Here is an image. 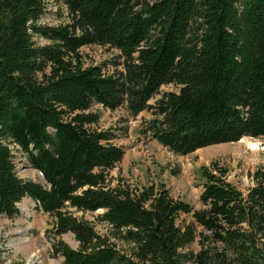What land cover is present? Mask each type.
Instances as JSON below:
<instances>
[{
  "label": "trees",
  "instance_id": "1",
  "mask_svg": "<svg viewBox=\"0 0 264 264\" xmlns=\"http://www.w3.org/2000/svg\"><path fill=\"white\" fill-rule=\"evenodd\" d=\"M62 1L68 21L49 26L44 0H0V214L37 202L61 264H264L263 170L242 192L225 167H200L199 209L162 184L113 185L123 150L89 111H149L141 133L180 155L264 136V0ZM87 45L117 49L121 63L84 66ZM9 143L44 184L18 177ZM95 211L104 235L83 219Z\"/></svg>",
  "mask_w": 264,
  "mask_h": 264
},
{
  "label": "rangeland",
  "instance_id": "2",
  "mask_svg": "<svg viewBox=\"0 0 264 264\" xmlns=\"http://www.w3.org/2000/svg\"><path fill=\"white\" fill-rule=\"evenodd\" d=\"M67 21L68 13L62 0H44L41 25L53 26ZM34 41L36 44L44 43L36 38ZM79 54L84 66L105 62L104 72L115 71L116 63H121L117 49L106 46H83ZM117 67H120L119 64ZM177 90L178 87L175 85L165 84L160 87L159 92ZM153 102L154 99L149 103ZM89 111L98 116V121L92 127L111 133L114 137L112 142L123 150L121 161L108 171L113 185L123 182L134 188L162 184L174 199H181L189 203L193 209H199L201 208L199 196L202 192V182L198 175L200 167L208 166L211 162L225 167L228 170V181L242 192L253 185L250 174L256 170L264 171V136L244 137L241 144L237 141L214 144L180 155L171 153L156 140L141 133L144 122L151 119L149 111L131 116L123 107L110 110L95 104ZM8 146L18 177L24 181L44 184L41 173L29 165L26 155L19 146L14 143H9ZM206 150L208 151L201 153ZM20 204L22 210H16L12 217H0L2 264H25L27 255L39 249L42 252L40 251L38 260L32 264H61L62 259L52 255L50 250L54 240L51 233L52 218L36 210L29 197H24ZM99 213L101 211L88 212L82 216L94 225L98 234L104 235L109 228L105 222L97 219ZM189 220L190 214L181 213L177 218L178 223ZM26 236L30 237L29 242L23 241ZM61 239L73 248L77 246L71 233L63 234ZM191 248L197 250L198 246L195 243Z\"/></svg>",
  "mask_w": 264,
  "mask_h": 264
},
{
  "label": "bare ground",
  "instance_id": "3",
  "mask_svg": "<svg viewBox=\"0 0 264 264\" xmlns=\"http://www.w3.org/2000/svg\"><path fill=\"white\" fill-rule=\"evenodd\" d=\"M243 139L244 138H242V139H240L239 141H237L238 142V144H241L242 142H243ZM252 145V143H250V146ZM208 150H206V151H201V153H204V152H207ZM33 204H34V206H36V204L33 202ZM17 210H22V207H21V204L20 203H18L17 204ZM25 210V209H24ZM25 212H26V214H28L27 213V211L25 210ZM29 240H30V237H28V236H26V237H24V239H23V241H25V242H29ZM41 250L39 249V250H34V251H32V252H30L28 255H27V257H26V261H25V264H32L33 262H35V261H37L38 260V258H39V255H40V253L42 252H40ZM0 256H1V254H0ZM1 259H2V257H1Z\"/></svg>",
  "mask_w": 264,
  "mask_h": 264
},
{
  "label": "water",
  "instance_id": "4",
  "mask_svg": "<svg viewBox=\"0 0 264 264\" xmlns=\"http://www.w3.org/2000/svg\"><path fill=\"white\" fill-rule=\"evenodd\" d=\"M100 212V211H99Z\"/></svg>",
  "mask_w": 264,
  "mask_h": 264
}]
</instances>
